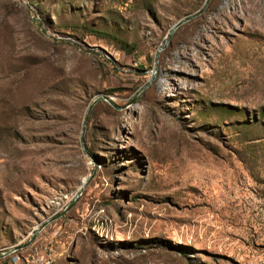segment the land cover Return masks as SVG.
Returning a JSON list of instances; mask_svg holds the SVG:
<instances>
[{"label": "rangeland", "instance_id": "374dc122", "mask_svg": "<svg viewBox=\"0 0 264 264\" xmlns=\"http://www.w3.org/2000/svg\"><path fill=\"white\" fill-rule=\"evenodd\" d=\"M204 2L0 0V264H264V0Z\"/></svg>", "mask_w": 264, "mask_h": 264}, {"label": "water", "instance_id": "95a60500", "mask_svg": "<svg viewBox=\"0 0 264 264\" xmlns=\"http://www.w3.org/2000/svg\"><path fill=\"white\" fill-rule=\"evenodd\" d=\"M207 2H208V0H205V2H204V4H203V6L201 7V9H200L199 11H197L196 13H194V14H192V15L186 17V18H183V19H181V20H178V21L173 25V27H172V29H171L169 35H168V39L171 37L173 31H174L176 28H178V27L181 26L182 24H184V23L188 22L189 20H191V19L197 17L198 15H200V14L203 12V10H204V8H205ZM100 100L105 101V102H107L108 104H110L109 100H108L106 97H98L97 99H95V100L90 104V106L88 107V111L91 109V107H92L97 101H100ZM88 111H87V112H88ZM70 206H71V204H70V205H69V206H68V207L62 212V214H63L66 210H68ZM52 220H53V219H52ZM46 224H47V222H45V223H43L42 225H40V227H39V228H38V229L32 234V236L30 237V239L28 240V242L25 244V246H26V245H29V244L33 241V239L35 238L37 232H38L40 229H42ZM9 252H10V251H9ZM9 252H6V253H9ZM6 253H2L1 255H4V254H6Z\"/></svg>", "mask_w": 264, "mask_h": 264}, {"label": "built area", "instance_id": "2783aa9c", "mask_svg": "<svg viewBox=\"0 0 264 264\" xmlns=\"http://www.w3.org/2000/svg\"><path fill=\"white\" fill-rule=\"evenodd\" d=\"M12 253H14L15 251L12 250L11 251ZM33 256H36L37 255V251L35 250V248L33 249ZM31 259L33 260V258L31 257ZM54 260V255H53V252H52V248L51 247H44L43 248V251H42V256L39 258L38 262L40 264H51ZM25 262H28L26 259H25ZM9 264H19V258L18 256H13L11 258V262Z\"/></svg>", "mask_w": 264, "mask_h": 264}, {"label": "trees", "instance_id": "16d2710c", "mask_svg": "<svg viewBox=\"0 0 264 264\" xmlns=\"http://www.w3.org/2000/svg\"><path fill=\"white\" fill-rule=\"evenodd\" d=\"M154 242L156 243V245H161V246H165V244H166V242L165 241H163V240H158V239H156V240H154Z\"/></svg>", "mask_w": 264, "mask_h": 264}]
</instances>
